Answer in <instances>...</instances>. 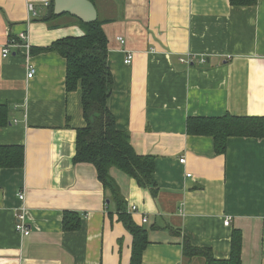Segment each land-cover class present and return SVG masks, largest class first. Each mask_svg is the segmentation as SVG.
<instances>
[{
	"label": "crops",
	"instance_id": "1",
	"mask_svg": "<svg viewBox=\"0 0 264 264\" xmlns=\"http://www.w3.org/2000/svg\"><path fill=\"white\" fill-rule=\"evenodd\" d=\"M49 2L0 0V48L27 37L0 58V104L10 109L0 146L24 149L21 169H0V264H129L131 236L95 168L72 163L75 130L85 125L80 92L65 91L59 54L30 52L83 35L74 17L48 19ZM92 2L107 39L116 129L137 154L155 158V196L109 169L132 221L148 231L141 264H205L183 256V237L225 260L233 230L242 263L264 264V139L230 137L215 155L212 138L186 134L191 117L264 118V0ZM21 207L27 237L14 230ZM66 212L80 216L78 230H62Z\"/></svg>",
	"mask_w": 264,
	"mask_h": 264
},
{
	"label": "trees",
	"instance_id": "2",
	"mask_svg": "<svg viewBox=\"0 0 264 264\" xmlns=\"http://www.w3.org/2000/svg\"><path fill=\"white\" fill-rule=\"evenodd\" d=\"M93 3V0H88ZM233 7H251L257 0H229ZM53 5L50 0L48 9ZM63 16L70 17L68 14ZM60 16H52L54 19ZM44 20L48 21L46 17ZM83 35L66 37L44 48H32L31 54L56 52L65 60V91L79 90L84 126L75 130V155L72 163L93 165L97 180L102 185L105 200L113 203V209L125 230L131 236L129 264H141L142 254L149 244L148 231L132 221L116 184L109 176V169L115 168L135 181L139 188L147 189L153 196L157 186L153 181L155 158L139 155L130 143L127 132L116 129L108 101L112 91V74L107 66V39L103 23L96 19L82 23L73 19ZM10 109L0 104V127L8 125ZM186 134L189 136L210 137L215 155L226 151L230 137L264 139L263 117H233L224 115L217 118L191 117L186 120ZM24 163V149L20 146H0V169H21ZM80 216L76 213H63L61 228L73 232L80 228ZM173 234H180L170 229ZM241 233L233 230L230 254L225 260H217L208 248L194 247L183 237L182 252L187 259L201 258L205 264H243L241 261Z\"/></svg>",
	"mask_w": 264,
	"mask_h": 264
},
{
	"label": "built area",
	"instance_id": "3",
	"mask_svg": "<svg viewBox=\"0 0 264 264\" xmlns=\"http://www.w3.org/2000/svg\"><path fill=\"white\" fill-rule=\"evenodd\" d=\"M28 10L33 11V8L31 5L28 6ZM26 40H27L26 34H24V33L19 34L16 41L11 40L8 42V44L5 47L0 48V58H2V59L7 58L10 54V48L17 47V46H19L18 42H26ZM117 40L121 44L124 43V41L121 38H118ZM21 47L26 52L29 51V46L27 44H23V45H21ZM132 59H133L132 55L130 53H128L125 56L123 63L125 65H129L131 63ZM180 61L182 62V60H180ZM32 75H33V70L30 71V73L27 75V78H31ZM183 162H184L183 158L179 159V163H183ZM17 197L20 201H23V199H24L23 193H18ZM135 209H136L135 207H131L130 212H134ZM145 221H146L145 219L142 220L143 223ZM229 223H230V219H226L223 222V225L227 227L229 225ZM14 230L17 234L21 235L22 237H27L30 234V229H29L27 222H26V217H25L23 207H21L19 209V211L15 214Z\"/></svg>",
	"mask_w": 264,
	"mask_h": 264
},
{
	"label": "water",
	"instance_id": "4",
	"mask_svg": "<svg viewBox=\"0 0 264 264\" xmlns=\"http://www.w3.org/2000/svg\"><path fill=\"white\" fill-rule=\"evenodd\" d=\"M53 5L47 12V18L68 14L82 23H90L97 19L96 10L88 0H52Z\"/></svg>",
	"mask_w": 264,
	"mask_h": 264
}]
</instances>
